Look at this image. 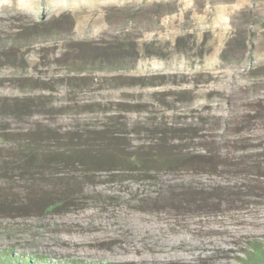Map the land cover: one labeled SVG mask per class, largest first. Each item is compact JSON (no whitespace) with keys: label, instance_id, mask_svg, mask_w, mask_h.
<instances>
[{"label":"rangeland","instance_id":"374dc122","mask_svg":"<svg viewBox=\"0 0 264 264\" xmlns=\"http://www.w3.org/2000/svg\"><path fill=\"white\" fill-rule=\"evenodd\" d=\"M3 127L9 151L40 130L42 144L94 139L95 157L119 161L70 171L83 191L47 208L19 199L27 177L0 172V200L8 186L21 202L0 210V246L243 264L264 240V0H0ZM151 136L198 166L131 164Z\"/></svg>","mask_w":264,"mask_h":264},{"label":"trees","instance_id":"16d2710c","mask_svg":"<svg viewBox=\"0 0 264 264\" xmlns=\"http://www.w3.org/2000/svg\"><path fill=\"white\" fill-rule=\"evenodd\" d=\"M115 50L118 47H114ZM29 104L13 103L8 106L12 114H21ZM3 127L0 129V172L9 173L15 170L18 174H23L27 177V183L19 189V194L29 203H33L35 197L42 196L41 206L47 208L54 203L64 205L76 200L78 193L83 191L80 181L75 180L70 176V171H76L83 176L93 168L98 169L106 164H111L112 169H117L118 159L112 158L109 154L101 152L100 157L94 155L91 148H99V141L94 139L89 140V144L78 145L69 141L60 146H50L42 144V132L33 130L29 132L30 137L26 139L16 149L9 151L3 149L1 143L6 141L12 133H8ZM151 142L157 144L156 148L168 151L157 152L153 149L151 152H146L145 155L132 154L131 164L145 166L148 162H154L158 165L169 166L172 164H180L181 167L198 166V162H194L193 156L189 154L174 155L173 149L167 148L164 138L156 136L149 137ZM160 140V141H159ZM169 146V145H168ZM99 152V151H98ZM128 164V163H127ZM210 168L213 166L211 162L204 163ZM107 167V165H106ZM62 168V169H58ZM132 170L131 167L128 168ZM187 189V188H185ZM0 210L19 208L17 205L21 202L14 201L13 187L1 188ZM189 190V189H188ZM14 201V202H13ZM22 248L23 246H17ZM243 264H264V240L252 239L249 241L248 250L245 253ZM0 264H116L111 261H91L76 259L68 256H52L41 251L15 250L12 246H0Z\"/></svg>","mask_w":264,"mask_h":264}]
</instances>
